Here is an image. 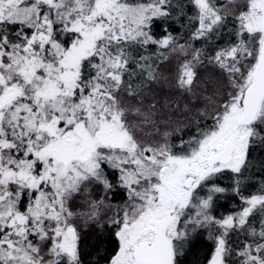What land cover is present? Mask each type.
<instances>
[{
  "label": "snow or ice",
  "instance_id": "obj_1",
  "mask_svg": "<svg viewBox=\"0 0 264 264\" xmlns=\"http://www.w3.org/2000/svg\"><path fill=\"white\" fill-rule=\"evenodd\" d=\"M0 264H264V0H0Z\"/></svg>",
  "mask_w": 264,
  "mask_h": 264
},
{
  "label": "trees",
  "instance_id": "obj_2",
  "mask_svg": "<svg viewBox=\"0 0 264 264\" xmlns=\"http://www.w3.org/2000/svg\"><path fill=\"white\" fill-rule=\"evenodd\" d=\"M192 258L195 259L196 257L193 256ZM200 258H201V259L203 258V253L200 254Z\"/></svg>",
  "mask_w": 264,
  "mask_h": 264
}]
</instances>
